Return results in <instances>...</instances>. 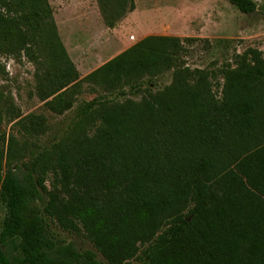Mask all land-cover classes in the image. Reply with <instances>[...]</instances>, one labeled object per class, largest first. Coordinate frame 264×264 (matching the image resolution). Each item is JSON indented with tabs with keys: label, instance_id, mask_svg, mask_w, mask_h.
<instances>
[{
	"label": "trees",
	"instance_id": "1",
	"mask_svg": "<svg viewBox=\"0 0 264 264\" xmlns=\"http://www.w3.org/2000/svg\"><path fill=\"white\" fill-rule=\"evenodd\" d=\"M94 2L107 29L134 9L132 0ZM194 41L144 37L45 102L62 116L83 84L123 97L171 71L167 86L136 101L78 103L37 168L2 171L0 147V264H97L90 251L56 243L42 216L82 234L107 264H264V49L215 72L190 70L179 56L181 42ZM0 53L65 57L47 0H0ZM28 123L42 131L41 117Z\"/></svg>",
	"mask_w": 264,
	"mask_h": 264
},
{
	"label": "rangeland",
	"instance_id": "2",
	"mask_svg": "<svg viewBox=\"0 0 264 264\" xmlns=\"http://www.w3.org/2000/svg\"><path fill=\"white\" fill-rule=\"evenodd\" d=\"M65 57L28 62L23 56L0 53V147L2 171L18 165L34 166L35 158L47 151L64 134L74 118V108L95 98L138 100L143 90L158 91L167 86L171 71L151 80L144 79L137 90L124 89L123 97L82 85L73 109L62 116L49 112L44 103L77 82L101 64L147 36L176 37L182 43L179 58L184 67L215 72L232 64L246 49H264V0H252L251 14L239 13L225 0H132L134 9L112 29L100 19L94 0H47ZM132 37V40L129 38ZM216 84V82H215ZM41 117L42 131L33 134L29 119ZM49 173L44 185L48 187ZM34 205L41 208V204ZM5 208L0 198V230ZM51 238L70 243L78 252L90 251L97 264H107L80 233L62 231L42 216ZM131 264H142L139 259Z\"/></svg>",
	"mask_w": 264,
	"mask_h": 264
},
{
	"label": "built area",
	"instance_id": "3",
	"mask_svg": "<svg viewBox=\"0 0 264 264\" xmlns=\"http://www.w3.org/2000/svg\"><path fill=\"white\" fill-rule=\"evenodd\" d=\"M129 39L132 40V37H130Z\"/></svg>",
	"mask_w": 264,
	"mask_h": 264
}]
</instances>
